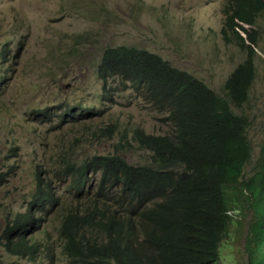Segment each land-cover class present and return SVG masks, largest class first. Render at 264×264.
<instances>
[{
  "label": "trees",
  "instance_id": "trees-1",
  "mask_svg": "<svg viewBox=\"0 0 264 264\" xmlns=\"http://www.w3.org/2000/svg\"><path fill=\"white\" fill-rule=\"evenodd\" d=\"M224 12V39L248 55L234 74L240 88L229 89L226 97L157 52L124 44L105 48L95 68L104 97L111 99L114 87H131L168 113L174 128L157 135L134 129L135 141L151 153L149 164H131L117 153L95 154L85 161L76 184L86 183L81 178L90 168L101 174L99 192L83 191L80 204L74 201L56 212L48 210L59 219L58 254L66 259L61 264H228L221 261L223 244L234 240L231 227L242 224L248 209L254 215L246 236L245 264H264V144L249 173L250 119L231 106L247 100L256 75L258 39L253 27L264 12V0H228ZM70 51L75 52L74 45ZM9 53V44L4 43L0 83L10 78L4 66ZM67 108L63 118L74 115ZM31 112L36 120L48 122L54 111L46 106ZM107 129L102 134L108 136L115 128ZM75 164L67 152L59 151L57 164L52 161L50 166L74 170ZM39 174L40 170L36 177L42 182ZM4 180L0 173V183ZM34 197L38 212L20 215L10 228L16 239L9 234L5 246L16 255L34 257L42 244L55 264L53 242L32 237L45 212L40 185Z\"/></svg>",
  "mask_w": 264,
  "mask_h": 264
},
{
  "label": "rangeland",
  "instance_id": "rangeland-1",
  "mask_svg": "<svg viewBox=\"0 0 264 264\" xmlns=\"http://www.w3.org/2000/svg\"><path fill=\"white\" fill-rule=\"evenodd\" d=\"M227 1L0 0V50L4 43L10 48L4 61L10 78L0 83V172L8 175L0 185V264L48 261L43 255L35 261L13 255L2 244L12 219L30 205L37 187L34 170L42 153L51 157L62 149L71 152L74 160L117 153L131 164H149L151 153L135 141L134 129L166 134L174 128L168 113L131 87H114L109 100L103 96L95 68L105 48L126 44L157 52L224 93L227 76L248 57L247 51L224 39ZM253 28L258 39L257 74L248 103L234 106L251 119L249 173L264 140V12ZM73 45L75 52L70 51ZM74 104L92 106L94 117L78 122L69 115L63 118L64 107ZM46 106L54 111L52 119L36 120L32 109ZM107 127L115 128L108 136L100 130ZM253 215L248 209L242 224L231 227L234 240L223 244L222 262L247 263L246 236ZM42 224L50 231L58 256V224L50 216ZM42 227L35 238L43 236Z\"/></svg>",
  "mask_w": 264,
  "mask_h": 264
},
{
  "label": "clouds",
  "instance_id": "clouds-1",
  "mask_svg": "<svg viewBox=\"0 0 264 264\" xmlns=\"http://www.w3.org/2000/svg\"><path fill=\"white\" fill-rule=\"evenodd\" d=\"M224 20H225V18H224ZM243 25L247 29L251 28L250 25H247V24H243ZM223 26H224V24H223ZM223 26H222V28H223ZM240 32H241V35L246 37V35H245L246 33L243 30L240 29ZM223 36H224V34H223ZM124 45H126V44H124ZM134 46H136V45H134ZM137 47H139V46H137ZM256 47H255V49H256ZM139 48H142V47H139ZM152 52H154V51H152ZM243 62L238 63L234 67V69L230 72V74L227 76V78L225 80V83H224V89H225L224 93H219L212 86H210V84H208L203 78L197 76L196 74L195 75H196L197 78L205 81L209 85V87H211L213 90H215L219 95L226 97L227 96V92L229 91V89H234L235 90V89H239L240 88V87H238L239 84L236 85V78L234 77V74L239 70L240 64H242ZM255 66H256V64H255ZM181 69H183V68H181ZM191 73H193V72H191ZM255 78H256V75H255V77H254V79H253V81L251 83V86H250V88L248 90V98H247V100H245V102L241 106H237V105H232L231 104L233 109H234V106L238 107V108H242L243 106H245L248 103L250 90H251V88L253 86ZM102 86H103V82H102ZM102 89H103V87H102ZM103 96H104V93H103ZM80 106H84V109L83 110H79L78 107H80ZM85 106L86 105H83V104L68 105L69 108H67V109H70L74 113V115L70 114V115H72L71 118L73 116H75L76 114L78 116H80V117H83V118L94 117L95 111H94L93 107L92 106H87V107H91V109H87ZM96 108H100V107L96 106ZM239 114H243V115H245L246 117H248L250 119L249 115H247L246 113H239ZM73 121L74 122H78V120H75L74 118H73ZM250 125H251V119H250ZM250 125H249L248 129L250 128ZM107 128L106 129H101L100 128V130L101 131L103 130V132H108ZM248 129H247V136H248ZM148 134H152V133H148ZM155 135H157V134H155ZM263 144H264V140H263ZM262 145H261V147H262ZM261 147H260V149H261ZM10 150L12 152L13 151H15V152L17 151V149H15V148H11ZM59 150L63 151L62 149H59ZM58 153H59V151L53 153L51 157H48L46 153H42V156H41L39 162L36 164L35 170H34V177H35L36 182H37V187H36L35 192L32 195V199H31V202H30V205H29L28 209L26 211H24V212L31 211V212H33L35 214L38 212V206H37L36 203H34V198H35L34 194H36L37 189H38V187L40 185L45 191V200L43 202L44 208L41 210V211H45V212H44V215H43L44 218L42 219V222L40 223V227H39V229H40L41 226H43L42 227L43 236L39 235V236H37L35 238V233L39 230L38 229V230L34 231L32 237H33V239H36V240H44L46 242H53V243H54V241L50 238V234H51L50 231H48L45 228V225L42 224L43 221L45 220V218L48 219V216H50V220H54L55 219L57 224H58V226H59V219L56 217V213L55 212L58 211L59 208H61L62 206L69 205V204L73 203L74 201H77L78 204H80V201H79L78 197H82L83 191L86 192L87 190H90L93 193H94V191L99 192L98 191V187H99L100 180H101V174H99V173L95 174V172H93L89 168V169L86 170L85 176H83L81 178V179H83V178L86 179V183L77 185L76 182L80 179L79 176H78V173H79V171L81 169H83V167L85 166L83 164H85V161H87V160H79V159L74 160V156L70 155L71 152H67V155H68V157L71 160V163H74V164L76 163L75 166H74L75 169L74 170H67L65 168H63V169L52 168L50 166V163L52 161H54L57 164ZM15 154H18V153L16 152ZM46 158H48V159L46 160ZM39 170H40V174L38 176L40 177L42 182L38 180V177H36V175H37ZM250 171H251V169H250ZM0 173H4L5 178H6V176H8L6 172H0ZM5 182H6V179L2 183H0V185L4 184ZM82 185H84V186H82ZM47 198H49L50 200H48ZM51 209H53L55 212L54 213H48V210H51ZM24 212L17 213L15 215V217L12 219L11 223L9 224L8 229H7L6 233H5L4 241L2 242V244H4V246H5V243L7 241V236L9 234H10V237L12 239H16L14 233L10 230V228L13 227L14 223L19 219L20 215H22V213H24ZM57 231H58V228H57ZM58 236H59V233H58ZM59 240H60V238H59ZM54 248L57 249L56 246H54ZM5 250L7 252L11 253L10 251H8L6 249V246H5ZM11 254L16 255L14 253H11ZM55 254H56V252H55ZM39 255H43L44 258L48 260L46 264H51V256L48 254V252L45 250V248H44V246L42 244L40 246H38V250H37V252H36L34 257L21 256V255H16V256L27 258L29 260L35 261L37 256H39ZM60 256L62 257V254H58V256L56 255V258H53L55 264H61V263L65 262L66 259L65 258L64 259H59Z\"/></svg>",
  "mask_w": 264,
  "mask_h": 264
},
{
  "label": "bare ground",
  "instance_id": "bare-ground-1",
  "mask_svg": "<svg viewBox=\"0 0 264 264\" xmlns=\"http://www.w3.org/2000/svg\"><path fill=\"white\" fill-rule=\"evenodd\" d=\"M228 60V59H227ZM125 75V74H124ZM133 188V187H132ZM22 224V223H21ZM21 226V225H20Z\"/></svg>",
  "mask_w": 264,
  "mask_h": 264
}]
</instances>
